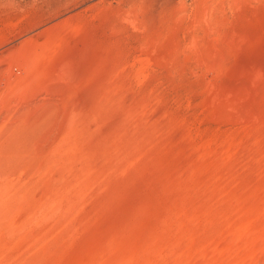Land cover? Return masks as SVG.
Listing matches in <instances>:
<instances>
[{
    "label": "rangeland",
    "instance_id": "374dc122",
    "mask_svg": "<svg viewBox=\"0 0 264 264\" xmlns=\"http://www.w3.org/2000/svg\"><path fill=\"white\" fill-rule=\"evenodd\" d=\"M0 185V264H264V0H0Z\"/></svg>",
    "mask_w": 264,
    "mask_h": 264
},
{
    "label": "bare ground",
    "instance_id": "6f19581e",
    "mask_svg": "<svg viewBox=\"0 0 264 264\" xmlns=\"http://www.w3.org/2000/svg\"><path fill=\"white\" fill-rule=\"evenodd\" d=\"M0 186H2V185H0ZM1 188H2V190H1ZM2 192H4V191H3V187H0V198H1L2 195H3ZM0 206H1V200H0ZM0 209H1V208H0Z\"/></svg>",
    "mask_w": 264,
    "mask_h": 264
}]
</instances>
